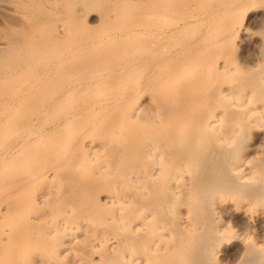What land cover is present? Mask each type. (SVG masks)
Here are the masks:
<instances>
[{
  "label": "bare ground",
  "instance_id": "1",
  "mask_svg": "<svg viewBox=\"0 0 264 264\" xmlns=\"http://www.w3.org/2000/svg\"><path fill=\"white\" fill-rule=\"evenodd\" d=\"M32 1L0 40V264H264V0Z\"/></svg>",
  "mask_w": 264,
  "mask_h": 264
},
{
  "label": "rangeland",
  "instance_id": "2",
  "mask_svg": "<svg viewBox=\"0 0 264 264\" xmlns=\"http://www.w3.org/2000/svg\"><path fill=\"white\" fill-rule=\"evenodd\" d=\"M32 0H0V40L17 36L25 29V19H31L30 13L24 8L30 6ZM2 7V8H1ZM262 16L260 9L251 11L246 21L250 29H255L254 20ZM22 18V21H20ZM24 20V21H23ZM22 22V23H21ZM19 32V33H18ZM17 33V35H16ZM13 34V35H11Z\"/></svg>",
  "mask_w": 264,
  "mask_h": 264
}]
</instances>
